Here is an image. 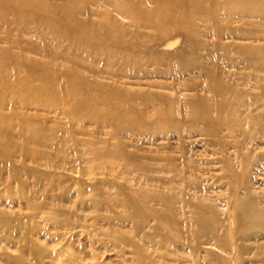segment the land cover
I'll return each mask as SVG.
<instances>
[{
	"label": "rangeland",
	"instance_id": "374dc122",
	"mask_svg": "<svg viewBox=\"0 0 264 264\" xmlns=\"http://www.w3.org/2000/svg\"><path fill=\"white\" fill-rule=\"evenodd\" d=\"M130 1L152 14H157L152 15V22L160 21L159 12L166 14V7L154 5L153 0ZM101 4V1L96 3L98 9L103 8ZM93 9L97 8L90 6L88 11L94 13ZM118 9L115 4L105 6L110 18L121 23L125 31L147 32L140 24L128 27L130 21L126 13L122 14ZM180 10H177L178 14ZM220 10L223 15H218L216 22L223 28V34L231 33L233 36V39L227 38L225 41L245 43V48L264 49V15H260L264 13V9L251 11L245 7V11L241 12L245 15L243 19L236 21L235 15H231L234 20L230 23L224 21L225 11L222 8ZM90 18L95 19L93 15ZM207 19L196 18L193 24L196 30L204 34L199 40L211 46L215 42L214 30L212 23ZM172 22H177V18ZM244 33L245 41H239ZM87 40L92 46L100 43ZM45 41L54 47L53 53L56 55L67 51L73 59L84 61L87 68L94 70V73L98 72V75L89 78L104 85L144 88L149 93L179 97V111L175 116V120L179 122L184 120L183 100L180 99L192 93L202 97L208 104L210 116L215 115L212 105L219 98L216 87L208 83L202 68L198 66L192 72H181L173 58L169 60L166 71L164 60L161 62L162 66L158 61L153 66H126L121 60L120 63L111 65V72L121 71L122 75L134 73L142 76L145 73H159L168 76L167 79L153 77V84L145 87L142 84L146 78L135 80L125 77L118 80L102 74L104 71L98 66L103 64L105 57L89 54L85 47L70 45L50 34H46ZM143 41L144 39L140 40ZM106 43L112 44L111 41ZM200 54L206 69L212 77L220 80L223 94L229 98L231 106L237 111L233 130L236 132L232 137H224L226 131H230L224 122L220 123L216 130L225 139L228 147L226 156L236 162L239 159L235 156L239 152L253 159V163L248 167V184L252 197L257 205L262 207L264 124L260 127L254 125L248 117L258 116L264 119V101L261 98L264 92V56L261 60L262 57L258 55V58L254 59L255 62H249L235 54L218 52L213 56L204 51ZM88 73L92 74L91 71ZM30 82L33 88L39 84L37 81ZM45 82L52 89L41 96L35 94L36 91H29L30 86L21 87L22 89L9 88L5 97L0 98V108L6 115L0 124L6 122L10 128V131H0V264H144L139 260V256L151 264H215V255L229 257L212 241L204 238L194 241L192 237L195 225L190 204L196 201L210 203L223 216L229 194L225 179L220 178L223 173L222 164L215 162L221 155L216 153L217 146H212L207 136L199 134L202 129L188 127L181 130L189 131L184 133L185 142L193 145L194 150H197L196 154L200 155L195 159L198 163V170H195L196 182L178 180V176L173 172L167 173L173 168L164 166L163 161H149L158 171L150 173L152 181H145L139 178L138 173L126 175L122 165H118L120 163L117 159H107L102 155L105 147L119 141L126 131L105 123L102 113L101 119L88 116L74 120L64 118L61 113L68 102L65 84L50 78ZM160 84L163 86L160 87ZM190 88L195 89L191 91ZM25 103L29 104L28 108H24ZM11 106L18 112L40 109L39 114L47 115L49 122H57V126L63 129L45 131L50 139L39 143L33 139V131H20L17 128L19 122L11 114L13 110L9 112ZM133 106L145 114L155 107L151 100L143 104L135 101ZM103 107L101 104L100 108ZM49 112L51 113L48 114ZM185 120L187 123L188 120ZM153 131L156 137L167 138L160 132L162 128L159 124ZM128 133L125 134L129 136ZM135 138L133 136L126 140L131 151L134 150L133 144H136L132 141ZM137 138L143 141V144L138 143L139 147L152 150H157L156 144H173L175 140L160 139L155 142L150 138ZM256 146L259 147L258 150H254ZM156 152L162 155L165 150L158 149ZM171 154L178 155L179 152L176 150ZM239 169L236 165V170ZM173 178L177 181L166 183ZM119 186L126 189H147L164 195L171 193L169 190L173 189L177 193L175 216L184 240L164 238L161 231L155 230L156 222L150 217L142 226H133L126 218V211L116 193ZM97 195L101 198L98 203L94 200ZM149 204L161 210V201H152ZM237 244H243L249 249L242 255L246 264H264L263 238L255 242L237 241Z\"/></svg>",
	"mask_w": 264,
	"mask_h": 264
},
{
	"label": "bare ground",
	"instance_id": "6f19581e",
	"mask_svg": "<svg viewBox=\"0 0 264 264\" xmlns=\"http://www.w3.org/2000/svg\"><path fill=\"white\" fill-rule=\"evenodd\" d=\"M99 1L102 2V9H98L96 5ZM109 4L117 5L120 13H126L130 21L128 27L140 24L147 32L125 31L122 24L113 21L106 12L105 6ZM153 4L166 7L165 15L158 13L160 21L157 23L151 21L157 14L144 10L130 0H0V98L5 97V92L9 88H29L30 81H37L39 84L34 88L31 86L29 91H36L35 94L41 96L52 89L48 87L46 79L63 81L67 88L68 102L64 105L61 115L73 120L86 116L101 119L102 113L105 123L113 124L116 129H123L125 133L129 132V136L124 133L119 141L105 147L102 155L107 159H117L120 163L118 165H122L123 173L126 175L138 173L139 178L145 181H152L150 173L158 171V168L149 161H163L164 166L173 168L167 173L173 172L178 176V180L183 182L185 180L196 182L195 170H198L196 169L198 163L195 159L200 155L196 154L197 150H194L193 145L185 142L184 133L189 131L181 130L188 127L202 129L199 134L207 136L210 144L217 146L216 153L221 155L215 162L222 164L223 173L220 178L225 179L229 194L223 216L210 203L196 201L190 204L195 225L192 237L194 241L200 238L212 241L229 256L215 255L213 257L215 264H246L242 255L249 249L243 244H237V241L244 243L247 240L255 242L264 239V205L262 207L257 205L248 184V167L253 163V159L239 152L235 156L239 159L236 162L226 156L228 147L225 139L216 130L220 123L224 122L230 130L226 131L224 137H232L236 132L233 130L237 121V111L231 106L229 98L223 94L220 80L212 77L210 71L206 69L200 53L204 51L207 55L213 56L218 52L226 55L235 54L249 62H255L254 59L259 55L262 60L264 49L245 48V43L225 41L227 38L233 39V36L231 33L223 34V28L216 21L218 15L222 14L221 8L226 14L224 21L230 23L234 20L233 15L236 21L243 19L245 15L243 16L241 12L245 11V7L251 11L264 9V0H153ZM90 6L97 8L93 9L94 13L88 11ZM178 9H181L180 14L177 13ZM91 15L95 19H91ZM203 17L208 18L214 30L215 42L211 46L199 40L204 34L196 30L193 24L194 19ZM176 18L177 22H172ZM46 34L53 35L70 45L85 47L89 54L104 56L103 64L98 67L108 78L118 80L125 77L135 80L146 78L142 84L145 87L153 84V77L167 79L168 76L159 73L152 75L145 73L142 76L134 73L122 75L121 71L111 72L110 70H113L111 65L116 62L118 64L121 60L126 66L131 64L153 66L157 61L161 64L164 60L163 66L166 71L169 60L173 58L181 72H192L198 66L202 68L208 83L216 87L215 91L219 98L212 105L215 115L210 116L208 104L202 97L192 93L180 99L183 100L184 120L179 122L175 120L179 111L177 108L179 97L149 93L144 88L104 85L96 79H91L89 77L98 75V72L94 73V70L87 68L84 61L73 59L67 51L57 55L53 53L54 47L45 41ZM240 38L239 41H245V33ZM87 39L100 43L92 46L87 43ZM141 39L144 41L140 42ZM106 41H111L112 44H107ZM90 65L91 63L88 66ZM261 98L264 101V92ZM149 100L153 101L155 107L148 114L133 106L135 101L143 104ZM101 104L104 106L103 109L100 108ZM28 107L29 104L25 103L24 108ZM9 109V112L13 110L11 114L19 122L17 128L20 131H33V139L39 143L50 139L45 131L62 128L57 126V122H49L47 115L39 114L40 109H32V112L14 111V106ZM5 116L3 109L0 108V121L4 120ZM185 118L188 120L187 123ZM248 118L259 127L264 124V119L258 116ZM158 124L162 128L160 132L167 138L155 136L153 130ZM64 130L69 131L65 128ZM0 131H10L8 123L0 124ZM133 136L136 138L132 141L134 140L136 144H133L134 150L131 151L126 140ZM137 137L150 138L155 142L160 139L175 140L173 144L165 143L159 146L156 144L157 150H165L164 154L159 155L156 154L155 148L152 150L139 147L138 143L143 144V141H139ZM255 149L258 150L259 147L256 146ZM176 150L179 154L172 155L171 152ZM236 165L240 167L239 170H236ZM174 181L177 180L173 178L166 183ZM169 191L171 193L164 195L147 189H126L121 186L116 189L120 204L126 211V218L133 226H142L150 217L156 222L155 230L161 231L164 238L183 241L175 216L177 193L173 189ZM94 200L100 202V195L95 196ZM157 200L161 201V210L149 204ZM139 260L144 264H151L142 256H139Z\"/></svg>",
	"mask_w": 264,
	"mask_h": 264
}]
</instances>
